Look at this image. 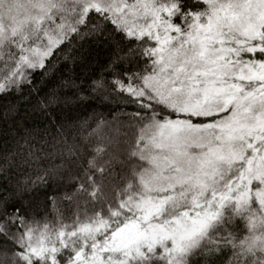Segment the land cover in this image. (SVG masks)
Masks as SVG:
<instances>
[{
  "label": "snow or ice",
  "instance_id": "1",
  "mask_svg": "<svg viewBox=\"0 0 264 264\" xmlns=\"http://www.w3.org/2000/svg\"><path fill=\"white\" fill-rule=\"evenodd\" d=\"M0 264H264V0H0Z\"/></svg>",
  "mask_w": 264,
  "mask_h": 264
},
{
  "label": "trees",
  "instance_id": "2",
  "mask_svg": "<svg viewBox=\"0 0 264 264\" xmlns=\"http://www.w3.org/2000/svg\"><path fill=\"white\" fill-rule=\"evenodd\" d=\"M97 112L102 113L105 120H107L108 116L110 115V113L107 112V109L98 108ZM96 119H100V116H97ZM122 135H123V129H121L120 133L118 134L114 127L102 126L98 130L97 135L95 137H92V139L95 140L97 137L101 139L111 137L115 142H118ZM62 207H66V205H62Z\"/></svg>",
  "mask_w": 264,
  "mask_h": 264
}]
</instances>
